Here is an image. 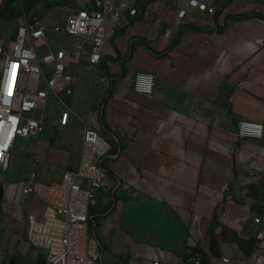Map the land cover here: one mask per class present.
I'll list each match as a JSON object with an SVG mask.
<instances>
[{
	"label": "crops",
	"instance_id": "0c3cea01",
	"mask_svg": "<svg viewBox=\"0 0 264 264\" xmlns=\"http://www.w3.org/2000/svg\"><path fill=\"white\" fill-rule=\"evenodd\" d=\"M189 1L135 0L139 16L123 11L109 19L98 65L87 67L84 57L70 61L69 125L80 122L75 155L58 177L55 165L37 155L9 161L1 182L0 264H51L44 249L27 241V216L42 219L44 206L35 195L22 196V186L34 162L46 184L78 167L84 120L92 114L118 152L108 167L120 182L92 209L84 236V246L96 245L98 264H192L185 260L191 249L206 264H264V232L245 230L226 199L230 187L254 182L264 170V139L237 134L242 120L264 125V0H197L213 7L212 15ZM69 4L76 11L93 7L94 0ZM183 8L187 15L180 19ZM53 34L48 35L52 43ZM115 53L125 57L119 73L109 61ZM138 72L155 77L152 94L134 91ZM101 77L110 83L106 95L108 83L104 89L96 86ZM91 92L95 109L85 99ZM59 115L60 107L50 101L48 123L39 135L55 154L54 130L69 128L55 124ZM39 136L31 138L34 145ZM249 226H256L253 220Z\"/></svg>",
	"mask_w": 264,
	"mask_h": 264
},
{
	"label": "built area",
	"instance_id": "2783aa9c",
	"mask_svg": "<svg viewBox=\"0 0 264 264\" xmlns=\"http://www.w3.org/2000/svg\"><path fill=\"white\" fill-rule=\"evenodd\" d=\"M6 1L0 0V11ZM189 6L207 14L215 13L213 7L197 0H190ZM123 11L131 17L140 15L135 0H122L119 4L114 0H94L93 7L72 11L64 25L22 23L11 49L0 42V185L1 172L8 168L18 139L28 140L44 132L50 101L60 107L55 124L60 128L69 125L72 109L67 98L74 93V77L67 67L70 61L80 57L87 60V67L98 65L108 39V21L111 17H120ZM186 15V8L178 13L180 19ZM49 32L71 38V42L65 47L53 46ZM31 77H35L39 87H29ZM154 84L152 74L138 72L133 89L150 95ZM84 122L83 151L78 167L65 170L59 182L46 184L39 181L34 162L22 186V196L35 195L44 206L42 219L27 216V241L37 249H44L51 264L99 263L96 245L87 241L84 246V236L91 223V211L99 199L120 185L108 167L118 152L103 134L95 115H89ZM237 134L240 138L264 139V125L242 120ZM255 222L260 219L256 218ZM194 264H200L199 260Z\"/></svg>",
	"mask_w": 264,
	"mask_h": 264
},
{
	"label": "rangeland",
	"instance_id": "374dc122",
	"mask_svg": "<svg viewBox=\"0 0 264 264\" xmlns=\"http://www.w3.org/2000/svg\"><path fill=\"white\" fill-rule=\"evenodd\" d=\"M70 0H7L3 5L0 11V42L11 49V43L14 41L16 36V31L19 25L22 23H30L37 21L41 24H45L49 27H52L56 24L64 25L66 19L71 13L72 9L76 7H71L69 4ZM111 23L109 24V26ZM55 35V42L52 43L53 46H57V41L67 42V46L71 42V38ZM125 57L121 58L118 54L112 55L109 61L115 62V70L119 73V65L124 64ZM112 78V75H109ZM102 78V77H101ZM104 78L96 86L104 89L106 86V92L104 95L109 93V82H104ZM30 88H37L39 84L35 77L30 79ZM83 88V87H82ZM95 93L91 92L88 96L85 97L86 101L91 102V108L95 109ZM94 101V104H93ZM97 101V99H96ZM103 101H101V105ZM80 126L79 120H77L76 125L71 124L69 128L64 131L54 130L52 143L55 148L59 150L58 153L50 151L48 148V143L44 140L45 136H39L37 138V145H34L33 139L21 140L18 139L15 147L13 148L10 155V162L12 164H17L23 161V159H28L31 156L37 155L38 160L52 163L57 168L53 174L55 177L61 175V169L68 159L75 155L76 151V138L78 135L77 129ZM51 136V135H50ZM38 147V149H36ZM33 154V155H31ZM41 156V157H40ZM21 158V159H19ZM20 161V162H19ZM33 167V164L30 169H28V175ZM12 169V168H11ZM25 172L22 169V174ZM250 174H255L252 171H249ZM27 173V172H26ZM2 175H7L5 171L1 172ZM21 174V173H20ZM227 201L229 202L231 208L235 212L236 219L241 223L242 227L247 226L245 230L252 228V234L258 235V232H264V170L258 173L256 180L251 183H238L233 187H230L227 191ZM259 218L260 222H255V219ZM255 223V227L249 226V222ZM252 241L250 240V243ZM264 247V246H263Z\"/></svg>",
	"mask_w": 264,
	"mask_h": 264
},
{
	"label": "trees",
	"instance_id": "16d2710c",
	"mask_svg": "<svg viewBox=\"0 0 264 264\" xmlns=\"http://www.w3.org/2000/svg\"><path fill=\"white\" fill-rule=\"evenodd\" d=\"M198 251L196 249H191L189 253L186 255L185 260L189 262V260L194 264L195 260H199L200 264H206V261L204 260L203 256L198 257L197 256Z\"/></svg>",
	"mask_w": 264,
	"mask_h": 264
},
{
	"label": "water",
	"instance_id": "95a60500",
	"mask_svg": "<svg viewBox=\"0 0 264 264\" xmlns=\"http://www.w3.org/2000/svg\"><path fill=\"white\" fill-rule=\"evenodd\" d=\"M4 186L3 184L0 185V213L2 211V206H3V199H4Z\"/></svg>",
	"mask_w": 264,
	"mask_h": 264
}]
</instances>
